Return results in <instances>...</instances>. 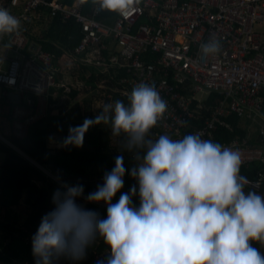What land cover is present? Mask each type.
Returning a JSON list of instances; mask_svg holds the SVG:
<instances>
[{
  "label": "built area",
  "instance_id": "built-area-1",
  "mask_svg": "<svg viewBox=\"0 0 264 264\" xmlns=\"http://www.w3.org/2000/svg\"><path fill=\"white\" fill-rule=\"evenodd\" d=\"M83 2L0 0V8L21 22L17 33L0 36V140L23 138L31 124L48 112L57 113L60 87V100L71 88L77 89V97L88 96L84 100H91L95 116L105 103L126 100L137 84L155 85L168 110L155 126L153 139L199 133L211 140L218 127L231 128L224 119L228 115L250 120L261 116L264 0H140L134 9L116 12L111 22L104 20L99 2L89 12L83 11ZM55 15L74 18L81 31L78 44L66 53L67 59L56 61L58 66L52 54L29 37L36 25L44 26ZM209 37L222 43L221 53L214 58L199 51L201 40ZM75 65L92 66L93 83L88 81L87 68L82 77L71 74ZM61 72L73 80H57ZM10 92L18 100L10 98ZM211 93L217 97L207 104ZM198 119L201 124L196 126ZM259 136L256 144L248 134L221 144L239 150L244 166L264 163V129ZM263 179L259 169L248 178L253 182L248 187L258 190ZM107 251L95 252L94 263L104 259Z\"/></svg>",
  "mask_w": 264,
  "mask_h": 264
},
{
  "label": "clouds",
  "instance_id": "clouds-1",
  "mask_svg": "<svg viewBox=\"0 0 264 264\" xmlns=\"http://www.w3.org/2000/svg\"><path fill=\"white\" fill-rule=\"evenodd\" d=\"M139 3L99 0L111 12L129 11ZM20 28V20L0 8V36ZM221 50L216 38L199 43L204 56L214 58ZM167 110L156 86L140 83L127 103H105L94 118L68 128L61 148H81L89 128L109 125L112 137H122V152L136 163L129 170L125 156L117 155L103 183L86 196L83 184L55 176L59 187L51 197L53 208L31 237L34 264H58L61 259L75 264L86 258L98 238L108 251L96 264H264V253L254 246H264V195L248 190L253 182L241 175L240 151L202 139L199 133L153 139L151 130ZM126 173L136 184L113 203ZM133 197H138V206ZM81 198L102 201L106 218L84 207Z\"/></svg>",
  "mask_w": 264,
  "mask_h": 264
},
{
  "label": "trees",
  "instance_id": "trees-1",
  "mask_svg": "<svg viewBox=\"0 0 264 264\" xmlns=\"http://www.w3.org/2000/svg\"><path fill=\"white\" fill-rule=\"evenodd\" d=\"M60 1L70 4L73 0ZM97 2L99 0H84L83 11H91ZM102 16L106 22H111L116 16V12L102 9ZM41 30V33L31 32L29 37L35 40L43 50L52 54L56 65L59 58H68L66 53L73 51L81 37L80 24L74 18L63 20L60 15H55L48 20ZM86 68L90 71L88 81L93 83L95 69L92 66L75 65L71 74H75V69L76 75L82 77ZM62 74L63 72L60 73L57 80L63 77ZM57 92L58 97L55 100L60 101L57 113L48 112L42 119L31 124L23 138L8 137V140L30 159L0 140V153L3 154L0 160V210L4 209L8 213L10 209L20 204V199L25 193V206L22 211L25 215L24 220L20 222L18 213H13L12 217L5 216L3 220H0V264H34L31 237L36 233L41 217L52 210L51 197L59 187L56 180L38 165L53 176L59 175L63 181L83 184L84 194L87 195L94 191L97 185L103 183V174L111 171L115 166L117 155L122 153L125 156L124 164L129 170L130 166L136 163L130 153L122 152L120 147L122 137H117L112 141L109 125L101 124L89 128L81 148L71 146L68 148H50L48 146L50 135L64 134L66 136L70 126L81 125L85 118L95 117L91 114V100L90 103L87 101L85 104L90 113L84 115L79 103L70 107L69 100H60V95L63 94L62 87ZM68 94L71 99L77 94V89L71 88ZM216 97L215 93H211L205 102L209 104ZM122 100L127 103V99ZM206 113L207 111L203 109L202 114L205 115ZM224 119L231 124V128L220 126L215 129L212 141L221 143L234 137L241 139L246 135L244 122L239 116L228 115ZM194 124L199 126L201 120L194 121ZM154 130L155 127L151 130V134ZM259 169L264 172V163L255 161L248 166L241 165V174L251 178ZM123 179L124 186L113 198V203L119 199L121 193L128 192L136 184V181L128 173ZM248 190L254 189L248 187ZM255 191L264 195V179L261 187ZM133 203L136 206L139 205L138 197H133ZM84 207L94 209L100 213L102 218H106V206L85 202ZM254 246L264 253V246L258 242L254 243ZM104 249H108V246L104 244L102 238H98L97 242L88 249L86 258L75 262V264H96L93 260L94 253H100ZM58 264H73V262L61 259Z\"/></svg>",
  "mask_w": 264,
  "mask_h": 264
},
{
  "label": "rangeland",
  "instance_id": "rangeland-1",
  "mask_svg": "<svg viewBox=\"0 0 264 264\" xmlns=\"http://www.w3.org/2000/svg\"><path fill=\"white\" fill-rule=\"evenodd\" d=\"M41 28H43V26L42 25H40V24H38V25H36L35 27H34V29H33V31H32V33L34 32V33H41ZM5 66V65H4ZM74 73L76 74L77 73V71L74 69ZM62 76H63V78H66L68 81L70 80H73L72 78L71 79H69L65 74L63 75L62 74ZM83 97V98H82ZM88 98V96H73L71 99H70V97H69V94H67V95H65V96H63L62 97V99L61 100H69V106L71 107V106H73L75 103H79V105H80V107H81V111H82V113L85 115V114H89L90 113V111H89V108H88V106L87 105H85V104H87V100H85L84 101V99H86V98ZM83 102H85V103H83ZM86 111V112H85ZM88 118H90V117H88ZM257 128H258V125H252L251 126V129L253 130V131H256L257 130ZM65 137V135L64 134H53V135H50V137L48 138V146L50 147V148H61V147H59L58 145H59V143L62 141V139ZM115 138V137H114ZM114 140V139H113ZM112 140V141H113ZM3 157V154L2 153H0V159ZM38 184H40V182H37ZM24 199H25V193L23 194V196H22V198L20 199V204L19 205H17V206H15V207H13V209H10V211L8 212V213H6L7 211H5L4 209H1L0 210V220H3L4 219V217L5 216H10V217H12V215H13V213H18L19 214V216H20V222H22L23 220H24V217H25V215H24V213L22 212L23 211V208H24V206H25V202H24ZM79 203H81V204H83L84 203V205H85V200L83 199V198H81L79 201H78Z\"/></svg>",
  "mask_w": 264,
  "mask_h": 264
},
{
  "label": "crops",
  "instance_id": "crops-1",
  "mask_svg": "<svg viewBox=\"0 0 264 264\" xmlns=\"http://www.w3.org/2000/svg\"><path fill=\"white\" fill-rule=\"evenodd\" d=\"M244 122L243 126L246 128V134H248L249 141L253 144H256L259 142V130L264 129V113L262 112L261 116L256 117L254 120L250 119H243L241 118ZM252 125H258V128L256 131H253L251 129ZM255 142H252V141ZM2 159V158H1ZM0 159V160H1ZM84 206V203L82 204Z\"/></svg>",
  "mask_w": 264,
  "mask_h": 264
},
{
  "label": "water",
  "instance_id": "water-1",
  "mask_svg": "<svg viewBox=\"0 0 264 264\" xmlns=\"http://www.w3.org/2000/svg\"><path fill=\"white\" fill-rule=\"evenodd\" d=\"M8 96L10 98L16 99L18 100V96L12 92H10L8 94ZM10 147H12L13 149H15L16 151H18L19 153L23 154L24 156H26L27 158H29L27 155H25L20 149H18L15 145H13L11 142H6ZM30 159V158H29ZM37 164V163H36ZM38 165V164H37ZM43 171H45L48 175H50L52 178H54L55 176H53L49 171H47L46 169H44L42 166L38 165ZM86 196V195H85Z\"/></svg>",
  "mask_w": 264,
  "mask_h": 264
}]
</instances>
